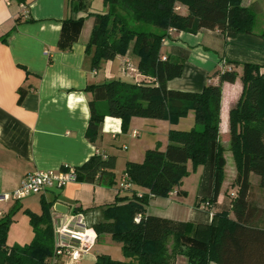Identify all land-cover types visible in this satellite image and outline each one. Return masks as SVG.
<instances>
[{
  "label": "crops",
  "instance_id": "1",
  "mask_svg": "<svg viewBox=\"0 0 264 264\" xmlns=\"http://www.w3.org/2000/svg\"><path fill=\"white\" fill-rule=\"evenodd\" d=\"M243 5L255 13L256 20L257 14L263 16L260 24L255 22L252 32L229 37L214 28L197 33L178 30L161 43L162 54L184 65L183 74L168 82L171 89L198 92L208 84L218 85L224 71L234 70L238 74L235 81L223 84L220 137L227 164L218 204L237 190L234 185L237 167L234 162L229 163V127L230 109L243 90V67L246 63L264 65V0H243ZM180 6L181 13L188 12L186 6ZM107 10L103 0H27L24 4L0 0V38L8 36L6 42L0 40V219L15 206L21 207L10 226L8 246L25 245L34 238L25 210L41 214L42 198L69 206L70 215L76 207L85 209L88 223H93L101 218L102 209L114 203L117 197L131 196L134 191L138 195L148 192V188L136 184L128 190L121 188L127 162H143L148 150L166 149L172 129L189 130L195 125V113L189 110L177 123L133 116L124 131L122 119L107 114L97 140L94 142L87 137L93 95L85 88L112 80L137 83L145 76L138 69L140 57L134 53V41L125 55L105 59L100 69L92 68L87 45L94 29L95 13ZM79 18L81 22H77ZM126 60H130L136 70L127 68ZM100 105L106 109L104 103ZM96 153L116 156L114 186H105L97 177L92 181L72 182L63 188L55 187L42 194H30L20 200L11 196L27 172L55 170L65 165L79 167ZM188 165L190 174L168 196L151 198L146 214L193 222L192 236L207 240L213 217L200 204L214 193V165L210 164L209 172L204 165L195 171L191 162ZM192 176L199 178V186L194 191L188 182ZM255 180L259 182L255 205L260 212L264 211V188L260 185V176ZM254 187L252 182L251 201L256 192ZM54 205L52 217L59 212ZM230 217L235 218L234 212ZM257 224L264 226L263 221ZM92 230L96 241L111 238L110 234L98 236ZM173 249L170 248L173 264H189L185 246ZM92 250L85 254L82 264H95L100 252ZM130 260L124 261L129 264Z\"/></svg>",
  "mask_w": 264,
  "mask_h": 264
},
{
  "label": "trees",
  "instance_id": "2",
  "mask_svg": "<svg viewBox=\"0 0 264 264\" xmlns=\"http://www.w3.org/2000/svg\"><path fill=\"white\" fill-rule=\"evenodd\" d=\"M26 3L27 0H16ZM108 10L95 13V25L87 45L92 56V68L100 69L103 61L125 55L134 41V53L140 57L139 72L152 76L130 83L112 80L89 84L91 118L86 135L96 141L101 124L108 115L122 119L128 129L133 116L169 119L195 113V125L189 130L172 129L165 150L159 147L146 152L143 162L128 161L125 173L136 185L148 192L117 197L102 209L101 218L90 225L98 236L110 234L122 244L129 264H173L169 241L185 246L189 264H264V226L254 220L258 207L250 200L251 174L260 176L264 188V72L262 64L246 63L242 75L243 90L230 109V149L237 167L234 185L236 194H228L217 203L225 178L227 160L221 143V110L223 84L237 79L236 71H224L218 85L208 84L201 91L171 89L168 82L183 74L180 61L162 59L163 38L170 27L197 33L202 29H219L233 37L252 32L256 15L243 5V0H103ZM187 7V13L176 10ZM77 20V19H76ZM79 18L77 22H81ZM264 35V33H263ZM8 36L0 38L6 42ZM104 103L106 109L100 105ZM189 162L195 171L199 166L214 165V193L208 197L213 220L207 240L192 236L194 223L159 215L146 214L151 198L168 196L183 178L190 174ZM209 164V165H210ZM117 158L96 153L76 167L78 181L97 177L108 187L116 184ZM205 199V198H204ZM203 199V200H204ZM205 201V200H204ZM55 201L42 198L43 212L29 209L34 238L25 245L8 246L7 237L15 206L0 219V264H51L55 248V233L51 208ZM217 210H214L216 209ZM76 212H84L76 207ZM234 212L235 218L230 217ZM141 214V220L135 217ZM174 247L173 250H175ZM95 264H127L106 253L97 255Z\"/></svg>",
  "mask_w": 264,
  "mask_h": 264
},
{
  "label": "built area",
  "instance_id": "3",
  "mask_svg": "<svg viewBox=\"0 0 264 264\" xmlns=\"http://www.w3.org/2000/svg\"><path fill=\"white\" fill-rule=\"evenodd\" d=\"M24 4V3H22ZM181 9L180 5L176 6V10ZM176 27H170L167 31V35L163 38L165 43L168 38L177 32ZM162 59H167L165 54L162 55ZM125 65L131 70H136L131 64L130 60H126ZM144 79L148 81L154 80L152 76H144ZM78 181V171L75 166L65 165L59 169H38L33 172H27L22 178L19 187L14 190L11 196L20 200L23 197L30 194H42L49 190L56 188H63L69 183ZM133 182L125 175V179L121 183L122 189H131ZM236 192L233 191L232 195ZM208 200L202 201L201 208L209 211L210 216L213 217L214 212L210 208ZM141 214L135 217L136 222L141 220ZM54 233H55V248L54 255L51 259V264H59V257L67 255L69 257V263L77 262L83 255L87 254L96 242V235L93 228L89 225L87 217L84 212H74L72 215L69 213L57 212L53 216Z\"/></svg>",
  "mask_w": 264,
  "mask_h": 264
},
{
  "label": "rangeland",
  "instance_id": "4",
  "mask_svg": "<svg viewBox=\"0 0 264 264\" xmlns=\"http://www.w3.org/2000/svg\"><path fill=\"white\" fill-rule=\"evenodd\" d=\"M262 18H263V16L261 14H257V20L256 21H257L258 24L261 23ZM226 146H227V149H228V147H229L228 144H226ZM229 163L230 164L231 163L235 164V160H234V156H233L232 151H231V157H230ZM209 164L204 165L206 171H208V172L211 171V166ZM230 166H229V171H230ZM235 166H236V164H235ZM191 167H192V163H191ZM256 177H258L257 174L256 175L255 174H252V176H251V182H254V184H255L254 190L256 191L252 195V199L254 200V201L252 200V203L253 204L256 203V197L258 196L257 195V191H258L259 182H257V180H255ZM198 179L199 178L197 176H192V179H188V182H190L191 190L194 191L195 189L198 188V186H199L198 185ZM209 215H210V213H209ZM254 221L256 223H260L262 221L264 222V211L258 212L257 215H256V217H255V220ZM89 225H92V223L90 222ZM169 246H170V248H174V247H176V249L179 248V245H176L173 240H170L169 241ZM91 249H93L92 252H94V253H96V252L106 253V254L111 255L112 258H114V259L123 260V261L124 260H127V257H125V255L123 253L122 244L120 242L115 241L114 239H112V237L109 240H107V238L102 237L101 239H99L98 241H96V243L93 245V247ZM91 249H90L89 252H91ZM84 256L85 255H83L77 262H73L72 264H82V261L81 260L83 259ZM59 262H60L59 264L69 263V257L67 255H64L62 257L60 256L59 257ZM86 264H91V263H86Z\"/></svg>",
  "mask_w": 264,
  "mask_h": 264
},
{
  "label": "water",
  "instance_id": "5",
  "mask_svg": "<svg viewBox=\"0 0 264 264\" xmlns=\"http://www.w3.org/2000/svg\"><path fill=\"white\" fill-rule=\"evenodd\" d=\"M54 209H55L56 211L61 212V213H68L69 210H70V207L67 206V205H65V204H63V203L58 202V203H56V204L54 205Z\"/></svg>",
  "mask_w": 264,
  "mask_h": 264
}]
</instances>
